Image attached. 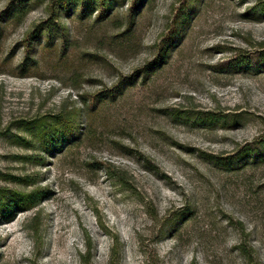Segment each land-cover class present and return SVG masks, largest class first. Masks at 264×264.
<instances>
[{"label":"rangeland","instance_id":"obj_1","mask_svg":"<svg viewBox=\"0 0 264 264\" xmlns=\"http://www.w3.org/2000/svg\"><path fill=\"white\" fill-rule=\"evenodd\" d=\"M0 264H264V0H0Z\"/></svg>","mask_w":264,"mask_h":264}]
</instances>
